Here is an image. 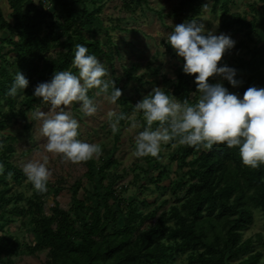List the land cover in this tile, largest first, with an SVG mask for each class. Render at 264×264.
Returning <instances> with one entry per match:
<instances>
[{
    "label": "rangeland",
    "instance_id": "obj_1",
    "mask_svg": "<svg viewBox=\"0 0 264 264\" xmlns=\"http://www.w3.org/2000/svg\"><path fill=\"white\" fill-rule=\"evenodd\" d=\"M68 1L71 0H62L61 5L64 9L62 8L59 13L55 11L62 19L73 7V4ZM208 2L209 0H195L193 3L188 0H84L82 3L88 6L90 11L98 6L102 8L99 14L100 20L87 22L84 33L90 39H100L102 46L110 54V58L99 57L109 69L105 78H112L115 84L123 88L128 98V105L124 107L119 99L113 104L106 94L97 95L99 90L93 88L88 94L98 105L95 115L85 116L79 105L81 102H74L69 109L80 122L78 139L99 143L102 146L103 151L99 158L90 160L94 161L93 175L97 176L99 167L107 161L109 166L105 169L107 177L103 183L106 185L113 181L115 190L127 203L134 201L138 210L144 216L148 215L143 221L138 218L135 222L136 229L130 233L132 245L142 242L145 232L155 224L160 213L167 212L169 216L171 206H178L182 213H185L186 185H182L181 181L190 179L189 166L185 162L190 161L193 156H188L184 161L182 157L186 145L170 142L163 146L159 158L150 155L136 157L134 155L135 136L143 128L132 126L133 120L144 121L142 112L134 111V105L154 87L168 89L171 91L170 95L181 99L179 92L174 88V82L178 80L184 60L167 43V36L174 29V25L187 19L198 18L207 29L214 30L215 34L223 32L236 40L234 47L226 50L218 66L227 64L236 68L238 70L236 78L242 80V83L233 86L215 74L208 80L210 83L221 82L229 91L238 93L240 96H243L247 79L252 74L246 64L252 58L254 51L258 48L264 50V0H229V12H225L219 5L215 7L214 0L210 10L205 11L203 5ZM49 4L50 0H45V2L39 0L38 2V5L44 6L47 10L51 5ZM23 6L25 9V3ZM11 11L7 0H0V24L4 17L12 21ZM232 14L235 17H245L253 24L254 31L249 34V27H241L240 24L235 23L227 26V22H230L231 18L234 19L230 18ZM1 36L2 31L0 30V38ZM3 41L0 39L4 54V56L0 54V64H6L14 76L17 71L22 72L30 83L24 92L16 96L14 112L10 114L5 128H0V136H9L8 143L14 147L10 159L22 171L26 162L46 156L52 176L48 182V190L44 193L37 191L27 178L22 182H17L10 176L8 184L0 183V189L8 188L10 189L9 194L19 193L23 196L21 201L11 202L5 207L9 213L7 211V219L0 223V236L12 240L18 239L21 247L11 252L5 251L1 257L4 261L11 259L14 264H42L48 258L49 249L44 248L37 251L30 249V246L36 244L35 227L32 220L34 204L30 200L34 197V193L39 194L40 197L35 199L43 203V209L48 216L52 215V208L57 205L74 215L71 192L74 184L80 185L78 198L85 200L87 204L96 203L95 194H102V190L99 186L95 187V181L88 177L89 160L72 162L64 159L62 154L46 151L47 138L41 131L42 121L32 119V114L38 109L47 112L51 105L43 103L25 113L20 111L23 108V100L28 90L34 85L38 73L31 74L26 68L19 66L17 54L11 51V45L7 41ZM58 50L53 49L51 52L56 55ZM261 70L264 71V66ZM192 84L193 88L188 90L182 87L181 92L188 95L190 103H195L200 93L195 80H192ZM0 108L5 112L10 111L6 100H3ZM113 112L117 115L121 112L127 114L126 119L120 120L119 131L115 133L109 123V116ZM155 126L156 124L153 125ZM1 150L2 148H0V156ZM15 205L21 207L24 213H10ZM0 210L5 209L2 206ZM154 211H157L156 216L151 215ZM253 213V223L243 230V239L250 236L257 238V234H261L264 238V213L261 208H254ZM168 224L173 228L176 222L170 218ZM120 226L121 223L111 224L109 229ZM227 227L226 223L225 230ZM163 240L173 245L179 241L178 238L167 234ZM76 241L81 242V239L76 238ZM254 250L262 252L263 256L258 264H264L263 240L254 242ZM191 253H196V251L190 249L176 252L174 263L187 264Z\"/></svg>",
    "mask_w": 264,
    "mask_h": 264
},
{
    "label": "trees",
    "instance_id": "obj_2",
    "mask_svg": "<svg viewBox=\"0 0 264 264\" xmlns=\"http://www.w3.org/2000/svg\"><path fill=\"white\" fill-rule=\"evenodd\" d=\"M26 1L7 0L12 10V21L4 17L0 24V39L11 45V51L17 54L19 66L31 74L38 73L23 100L20 110L23 113L45 103L42 97L32 95L39 82L50 80L55 71L78 70L73 67L76 44H86L98 58H110L100 39H90L84 33L87 22L100 20L101 6L91 11L88 6H83L81 11L74 9L73 14L62 19L56 12H50L41 5L33 4L29 11H25L23 5ZM83 1L76 0L78 4ZM188 1L193 3L195 0ZM218 5L225 12L230 11L229 0H214V6ZM230 18L227 26L235 23L249 27V34L254 31L253 24L245 17L232 14ZM53 49H59L56 55L51 52ZM2 50L3 46H0V54L4 56ZM246 66L252 74L243 93L253 85L264 87V71L261 70L264 66L263 48L253 52ZM196 75L198 73L186 74L183 68L180 70L174 88L181 99L187 98L191 102L181 88H193L192 80ZM14 77L6 64H0V107L3 100L10 107L8 112L0 108L1 129L5 128L10 114L14 112L16 96L7 94ZM116 87L122 90L119 100L127 107L128 98L123 88L118 84ZM164 91L171 94L168 89ZM9 139V136H0L3 143L0 162L5 165L0 183L4 184H8L10 176L17 182L27 178L10 159L14 147L8 143ZM190 155L192 159L185 162L189 166L190 179L181 181L182 185H186L185 213L175 205L170 207L169 216L167 212L160 213L155 224L145 232L141 243L132 245L130 233L136 229L137 219L143 221L148 215L144 216L134 201L127 203L115 190L113 181L106 185L103 183L107 177V161L94 176V161L89 160L88 177L95 181V187H100L102 194L96 193V203L87 204L78 198L80 185L76 183L71 188L74 215L57 205L52 208V215L48 216L43 203L35 199L40 197L35 192L30 199L34 204L32 220L36 238L35 246H30L31 251L49 249L48 258L42 264H175L176 252L190 249L196 253L188 256L187 264H258L263 254L254 250V242L263 240L264 243V238L257 234V238L250 236L243 239L242 232L253 223L254 208H261L264 213V165L256 169L244 165L238 147L229 148L226 144L214 145L211 150L186 145L183 160ZM9 191L4 187L0 189V208L3 206L5 209L0 210V223L7 219L8 209L5 207L23 199L21 194H9ZM10 213L23 214L24 211L15 205ZM151 215L156 216L157 211ZM170 218L176 222L173 228L168 224ZM118 223H121L120 227L109 229L111 224ZM226 223L228 227L225 230ZM166 234L179 239L176 245L163 240ZM76 238L81 242H77ZM20 247L18 239L0 236V264H14L9 258L2 260L1 255Z\"/></svg>",
    "mask_w": 264,
    "mask_h": 264
},
{
    "label": "clouds",
    "instance_id": "obj_3",
    "mask_svg": "<svg viewBox=\"0 0 264 264\" xmlns=\"http://www.w3.org/2000/svg\"><path fill=\"white\" fill-rule=\"evenodd\" d=\"M212 2L209 0L203 5L205 11L210 10ZM167 43L183 58L184 73H198L195 81L200 95L195 103H190L187 98L178 99L156 86L139 100L134 111L142 112L144 121H132L133 127L143 128L135 136L134 155L159 158L163 146L170 142L205 150L226 144L229 148L238 147L244 165L253 169L264 165V87L250 86L240 96L229 91L223 83L208 80L215 74L233 86L242 83L236 78V68L227 64L218 66L236 40L223 32L215 34L198 18H192L175 24L167 36ZM73 67L78 71H55L50 80L35 86L32 95L42 97L51 108L47 112L38 109L33 112L32 119L42 121L41 131L47 138V152L62 154L64 159L72 162H82L99 158L103 149L99 143L78 139L80 122L69 106L81 102L79 105L84 115L93 116L98 105L89 96L90 89H98L97 95L106 94L113 104L121 97L122 90L116 87L112 78H105L109 69L86 44L75 45ZM29 83V79L17 71L7 94L17 96L28 88ZM126 118L127 114L123 112L110 114L113 133L119 131L120 120ZM4 170L5 165L0 162V175ZM23 172L37 191L47 192L52 170L46 156L26 162Z\"/></svg>",
    "mask_w": 264,
    "mask_h": 264
},
{
    "label": "crops",
    "instance_id": "obj_4",
    "mask_svg": "<svg viewBox=\"0 0 264 264\" xmlns=\"http://www.w3.org/2000/svg\"><path fill=\"white\" fill-rule=\"evenodd\" d=\"M38 2H39V0H38ZM38 2H37V0H27L26 2H25V11H29L30 10V8H31V6L34 4V5H38ZM43 2H45V0H43ZM61 3H62V0H50V6H48L49 7V9H50V11L51 12H60V10L63 8V6L61 5ZM68 3H71V4H73V7H71V11L70 12H67V15H66V17L69 15V14H73V10L74 9H77V11H81L82 10V8H83V4L82 3H77L76 2V0H71V1H68ZM81 4H82V6H81ZM64 9V8H63ZM69 13V14H68ZM57 14V13H56ZM65 17V18H66Z\"/></svg>",
    "mask_w": 264,
    "mask_h": 264
}]
</instances>
